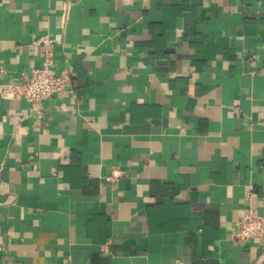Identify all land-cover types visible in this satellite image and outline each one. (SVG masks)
Instances as JSON below:
<instances>
[{
  "label": "crops",
  "instance_id": "1",
  "mask_svg": "<svg viewBox=\"0 0 264 264\" xmlns=\"http://www.w3.org/2000/svg\"><path fill=\"white\" fill-rule=\"evenodd\" d=\"M44 37L70 86L5 98ZM248 210L264 0H0V264H264Z\"/></svg>",
  "mask_w": 264,
  "mask_h": 264
},
{
  "label": "built area",
  "instance_id": "2",
  "mask_svg": "<svg viewBox=\"0 0 264 264\" xmlns=\"http://www.w3.org/2000/svg\"><path fill=\"white\" fill-rule=\"evenodd\" d=\"M44 58V66L35 68L30 74H23L19 82L5 86L2 95L10 99H22L37 106L44 99L64 92L71 84V73L68 68L60 72H51L49 67L54 53V40L44 37L38 41ZM115 171L114 177L120 175ZM234 237L240 241H254L264 237V216L248 210L239 222Z\"/></svg>",
  "mask_w": 264,
  "mask_h": 264
}]
</instances>
